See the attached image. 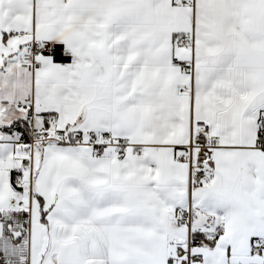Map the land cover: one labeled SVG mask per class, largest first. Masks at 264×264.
<instances>
[{
  "label": "snow or ice",
  "instance_id": "6c2138e0",
  "mask_svg": "<svg viewBox=\"0 0 264 264\" xmlns=\"http://www.w3.org/2000/svg\"><path fill=\"white\" fill-rule=\"evenodd\" d=\"M0 264H264V0H0Z\"/></svg>",
  "mask_w": 264,
  "mask_h": 264
}]
</instances>
